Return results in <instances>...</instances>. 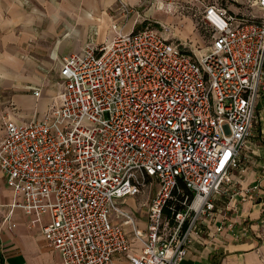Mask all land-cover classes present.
Segmentation results:
<instances>
[{"label": "built area", "instance_id": "2783aa9c", "mask_svg": "<svg viewBox=\"0 0 264 264\" xmlns=\"http://www.w3.org/2000/svg\"><path fill=\"white\" fill-rule=\"evenodd\" d=\"M201 4L205 51L153 22L127 32L114 23L109 41L63 57V89L44 116L4 118L0 169L13 206L63 264H182L245 171L264 92V0L251 16ZM151 182L142 227L123 203Z\"/></svg>", "mask_w": 264, "mask_h": 264}, {"label": "crops", "instance_id": "0c3cea01", "mask_svg": "<svg viewBox=\"0 0 264 264\" xmlns=\"http://www.w3.org/2000/svg\"><path fill=\"white\" fill-rule=\"evenodd\" d=\"M185 3L189 10L190 2ZM119 4L120 0H0L3 120L44 116L63 89L59 76L63 57L109 41L117 19L113 10L116 7L117 12ZM254 6L257 10L256 0ZM256 12L260 14L259 9ZM135 25L134 20L128 31L135 30ZM3 134L4 121L0 138ZM244 165L243 174L234 175V191L219 202L218 212L203 236L193 240L182 264H264V92L258 99ZM248 189L252 192L245 196ZM30 219L13 206V192L0 169V264H63L61 254L31 227ZM10 222L16 224L14 229H9ZM140 225L144 227V222ZM133 244L138 245L136 240Z\"/></svg>", "mask_w": 264, "mask_h": 264}, {"label": "rangeland", "instance_id": "374dc122", "mask_svg": "<svg viewBox=\"0 0 264 264\" xmlns=\"http://www.w3.org/2000/svg\"><path fill=\"white\" fill-rule=\"evenodd\" d=\"M168 1V0H167ZM174 3L190 2L191 8L181 12H167L159 10L156 3L146 2L140 5H129L120 0V4L114 7L113 14L116 15L114 23H118L120 28L127 32L128 27L133 21H136L135 30L141 29L147 23L153 22L166 30L178 41H183L188 44V47L199 53L205 51L212 42V33L209 27L202 22L200 11H202L201 2L204 0H169ZM185 1V2H184ZM255 0H206L210 4H218L227 8L232 13L238 15L251 16L259 15L254 6ZM164 5V4H163ZM192 53V52H191ZM2 104V103H0ZM0 113V126L4 121ZM157 191L156 182L148 183L143 192L135 197H127L124 201V207L131 211L136 218L144 222L146 219V206L152 197L155 196Z\"/></svg>", "mask_w": 264, "mask_h": 264}]
</instances>
